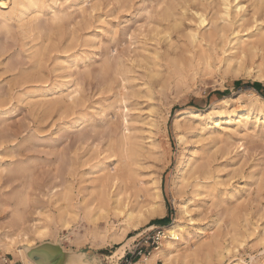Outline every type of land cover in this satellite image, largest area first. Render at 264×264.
I'll list each match as a JSON object with an SVG mask.
<instances>
[{"label": "rangeland", "instance_id": "374dc122", "mask_svg": "<svg viewBox=\"0 0 264 264\" xmlns=\"http://www.w3.org/2000/svg\"><path fill=\"white\" fill-rule=\"evenodd\" d=\"M41 1L36 29L10 11L13 0L4 10L9 33L0 29V198L9 206L0 219L18 194L24 227L50 232L29 237L30 247L84 253L87 261L73 264H125L137 245L147 255L159 250L154 264H264V104L250 95L264 100V57L236 60V42L209 40L214 26H196L197 13L217 19L220 0ZM239 2L247 18L264 20V0ZM194 30L202 42L189 40ZM239 112L249 117L234 135L233 126L214 128L213 119ZM122 150L131 178L143 187L155 180L160 194L155 215L126 232L122 216L96 208L102 186L111 206L118 189L121 202L134 200L126 178L112 188L106 181ZM88 205L96 210L87 219ZM104 220L116 242L92 233ZM174 221L187 233L167 250L164 228ZM2 235L0 226V264L23 263L16 249H2Z\"/></svg>", "mask_w": 264, "mask_h": 264}, {"label": "bare ground", "instance_id": "6f19581e", "mask_svg": "<svg viewBox=\"0 0 264 264\" xmlns=\"http://www.w3.org/2000/svg\"><path fill=\"white\" fill-rule=\"evenodd\" d=\"M10 0H0V29L4 31L5 33H9V25H8V12H4V10H7V3H9ZM58 1V0H57ZM53 2V1H52ZM85 2V1H84ZM235 2L234 6V14L233 17H231L229 6L231 5V0H220V10L218 12H215V17L217 16V19L210 18L208 21L206 17L201 13H195L197 16L196 19V26L198 28L205 26L206 22L207 25H213L214 29L209 30V32L206 34V37H208L209 40L213 39L216 34L222 36L226 42H228V45L231 42H236L240 49L239 53L236 57V60H242L243 55L245 54H251L252 56L255 55V52L262 51L264 54V29L262 25L264 24V20H258L255 18L256 12H253L250 18H247L244 13V5L239 2V0H233ZM84 4V3H83ZM11 9L10 11L15 15L18 14L19 17L22 20H28L27 26L29 28V31H33L37 28V24L35 23L37 20V13L42 8V1L41 0H13L11 3ZM233 5V4H232ZM188 7V6H187ZM189 8V7H188ZM35 12V13H34ZM11 13V14H12ZM31 14H35V16H31ZM194 14V15H195ZM54 16V14H53ZM55 17V16H54ZM189 17V16H188ZM14 19V18H13ZM261 19V18H260ZM45 21V20H44ZM150 22V21H149ZM217 22H222L221 25H218ZM151 23V22H150ZM259 23V24H258ZM186 26V25H185ZM254 28V30H252ZM252 30V32H248L249 30ZM26 30V29H25ZM247 33V34H246ZM205 34L200 36L197 33V30H194L189 33V40L192 43L202 42L204 40ZM246 37V39H244ZM168 48V47H167ZM170 51V50H169ZM191 53V52H190ZM262 55V59L264 57ZM215 55V54H214ZM215 58V57H214ZM208 59V58H207ZM216 59V58H215ZM248 59V58H247ZM258 59V57H257ZM233 59L227 58L225 61L229 64ZM208 62V61H207ZM249 62V61H248ZM82 63V62H81ZM254 64V63H253ZM208 66V65H207ZM245 67V66H244ZM251 68V67H250ZM242 70V69H241ZM240 70V71H241ZM245 70V69H244ZM242 72V71H241ZM258 72V71H257ZM250 74V73H249ZM74 81V80H73ZM48 92V91H47ZM35 93V92H34ZM43 93V92H42ZM257 93V92H256ZM54 94V93H53ZM30 95V94H29ZM254 100L258 101L259 103L264 104V100L259 97L257 94H254L253 91L250 93ZM62 101V100H61ZM226 100L222 101L221 104H225ZM256 103V102H255ZM112 104V103H111ZM249 104V103H248ZM115 104L113 103V106ZM250 105V104H249ZM116 106V105H115ZM216 106V105H215ZM248 106V105H247ZM118 107V106H117ZM115 108V107H114ZM229 108V107H228ZM253 108V107H252ZM117 109V108H116ZM115 109V110H116ZM125 109V108H124ZM247 109V108H245ZM250 109V108H249ZM114 110V112H116ZM211 110H215L214 107L210 109V112H208L206 117H209L211 114ZM252 110V109H251ZM124 111V110H123ZM213 112V111H212ZM217 112V111H216ZM102 113V111H101ZM188 113V112H187ZM196 113V111H195ZM235 113V112H234ZM248 113V112H247ZM227 114V113H226ZM187 115V114H186ZM192 118L197 119L200 118V114H189ZM249 115V114H248ZM259 115V114H258ZM178 116V115H177ZM182 116V115H181ZM111 117V116H110ZM109 117V118H110ZM180 117V116H179ZM247 120L249 116H246L245 112H239L235 115L236 120H233L231 117H226L223 119H220L217 117V119H213V125L214 128H223L225 130L229 129V126H233V135L234 133H237V130L240 129L244 124L242 125V121H239L241 118H244ZM114 118V116H113ZM112 118V119H113ZM124 118V117H123ZM186 118V117H185ZM251 118V116H250ZM189 119V118H188ZM253 119V118H252ZM256 119V118H255ZM260 119V118H259ZM192 120V119H191ZM257 120V119H256ZM123 121V119H122ZM125 121V120H124ZM201 121V120H200ZM203 121V120H202ZM250 121V120H249ZM263 121V120H261ZM208 122V121H207ZM264 122V121H263ZM77 123V122H76ZM202 123V122H200ZM183 124V123H182ZM204 125V124H203ZM208 125V124H207ZM261 125V124H260ZM259 125V126H260ZM185 126V125H184ZM209 126V125H208ZM205 127V126H204ZM204 129V128H203ZM244 130V129H243ZM249 130V129H248ZM122 131V130H121ZM218 131V130H216ZM246 131V130H245ZM215 132V131H214ZM256 132V131H255ZM213 133V132H212ZM254 133V132H251ZM122 134V133H121ZM185 135V134H184ZM232 135V136H233ZM250 135V134H248ZM124 136V135H123ZM122 137V136H121ZM178 136H176L177 138ZM224 137V135H223ZM240 137V136H239ZM254 137V136H253ZM196 138V137H195ZM237 138V137H236ZM123 139V137L121 138ZM150 139V137H149ZM239 139V138H237ZM237 139H234L237 140ZM178 141V139H177ZM179 141H181V138L179 137ZM207 144V143H206ZM204 145V144H203ZM94 146V145H92ZM124 144H121V149L124 148ZM209 146V144H208ZM211 146V145H210ZM214 148V146H213ZM197 150V149H196ZM207 150V149H206ZM211 150V149H210ZM233 151V150H232ZM204 153V152H203ZM210 153V152H208ZM202 154V153H201ZM211 154V153H210ZM218 157V156H217ZM202 158V157H201ZM183 159V158H182ZM182 159L179 160L177 165V172L181 170V167L183 165ZM199 159V158H198ZM128 160V159H127ZM192 159L188 160V164H190ZM224 161V160H223ZM117 165L109 171L108 176L106 177V181L110 183L111 188L116 185V182H120L121 179L126 178L127 183L129 184V189L133 190L134 192V200L131 203L128 202H121V197L123 195V191L118 189L116 190V193L114 194V203L113 206L110 205L107 197L109 196L108 191L106 190L107 187L102 186V194L100 195V201L99 206L96 208L100 210L108 209L112 213V215L117 217H123L124 218V231H128L130 228L133 230L137 229V226L139 223L143 220H146L148 217H152L155 215L157 210V204L158 200L160 199L159 190L155 188V180L149 181L151 187H143L138 180H135L131 178V175L127 168V161L126 157L123 155V150L120 153L119 160L117 161ZM186 162V161H185ZM205 162V161H204ZM111 166V165H110ZM120 166V167H119ZM108 166L106 167V169ZM211 168V167H210ZM192 169V168H191ZM109 170V169H108ZM183 170V169H182ZM5 171L4 168H0V173ZM195 171H192L190 173V176H194ZM138 175V174H137ZM140 175V174H139ZM176 175V174H175ZM91 180V179H90ZM160 182L159 180H157ZM224 182V181H223ZM209 183V182H208ZM144 184V183H143ZM198 186V183H195V187ZM98 187V186H97ZM122 187V186H121ZM100 188V187H99ZM99 190V189H98ZM228 190V189H225ZM97 189L93 192H96ZM223 191V189H222ZM235 191V190H234ZM92 192V193H93ZM97 193V192H96ZM95 193V194H96ZM100 193V190H99ZM99 193L97 195H99ZM215 193V192H214ZM236 193V192H235ZM238 193V192H237ZM230 194V193H229ZM233 194V193H232ZM207 195V194H206ZM217 195V194H216ZM78 196V195H77ZM233 196V195H232ZM1 197V196H0ZM95 198V197H94ZM194 198V197H193ZM192 198V199H193ZM78 199V198H77ZM139 199H143V203H140ZM14 200H16L15 207L10 210V213L8 216L1 218L0 220V226L3 231V235L1 237V243H2V249L6 251H16L17 256L23 261L24 264H33L25 255V250L27 247H30V244L28 242L29 237H44L47 235H50L49 230L45 229H36L34 228H28L24 227V220L22 217L21 210L19 209V206H21L22 201L18 194H14ZM191 200V199H190ZM125 201V198H124ZM139 201V202H138ZM188 201V200H187ZM186 201V203H188ZM195 201V200H194ZM133 202L136 203V205H133ZM192 202V201H191ZM190 202V203H191ZM178 204V203H177ZM13 205V204H12ZM183 205V204H181ZM182 212L183 214H188L185 209V206H182ZM5 209H9V206H7L4 202L1 201L0 198V214H4ZM92 209H95V207L92 208L91 205L87 206L86 210V218L88 219L90 217V214L92 212ZM178 209V208H177ZM180 209V207H179ZM96 210V209H95ZM107 210V211H108ZM181 210V209H180ZM190 211V210H189ZM192 211V210H191ZM99 212V211H98ZM100 213V212H99ZM98 213V214H99ZM107 215L108 212H105ZM103 214V213H102ZM184 216V215H183ZM83 218V217H82ZM96 218V216H95ZM3 219V220H2ZM112 219V218H111ZM189 219V218H188ZM187 219V220H188ZM106 220V219H105ZM104 220V222H105ZM96 221V220H94ZM184 221V220H183ZM91 222V221H90ZM190 222V221H189ZM106 225L104 229L102 230H94L92 233L95 234L96 237L100 238L101 240L105 239H111L114 240V238L118 235L115 234V231H113V226H108L107 222H105ZM189 226V225H188ZM113 227V228H112ZM186 228V227H185ZM182 227L179 222L174 221L171 225L165 227L166 230V237H168V240H164L163 246L165 249L169 250L170 247L175 243V241H179L180 239L185 240L184 236L186 235V229ZM264 231V230H263ZM262 231V233H263ZM238 234V233H237ZM165 235V234H164ZM125 236V235H124ZM263 238V237H262ZM166 239V238H165ZM195 239V238H194ZM187 242V241H186ZM18 244V245H17ZM17 245V246H16ZM26 245L23 249H17L16 247ZM160 245V244H159ZM183 245V244H182ZM33 247V246H32ZM177 248V247H176ZM120 250V249H118ZM224 250V249H223ZM159 250H155L149 257H144L134 263L131 262V264H154L155 259L158 256L159 252H156ZM176 252V251H175ZM161 253V252H160ZM221 253V252H220ZM226 253V252H225ZM224 253V254H225ZM227 254V253H226ZM217 255L220 256V254ZM224 256V255H223ZM221 257V256H220ZM1 258V256H0ZM5 260V259H2ZM241 262V261H240ZM22 263V264H23Z\"/></svg>", "mask_w": 264, "mask_h": 264}, {"label": "water", "instance_id": "95a60500", "mask_svg": "<svg viewBox=\"0 0 264 264\" xmlns=\"http://www.w3.org/2000/svg\"><path fill=\"white\" fill-rule=\"evenodd\" d=\"M25 255L33 264H73L78 258L86 260L84 253L66 252L59 244L48 242L27 247Z\"/></svg>", "mask_w": 264, "mask_h": 264}, {"label": "built area", "instance_id": "2783aa9c", "mask_svg": "<svg viewBox=\"0 0 264 264\" xmlns=\"http://www.w3.org/2000/svg\"><path fill=\"white\" fill-rule=\"evenodd\" d=\"M162 236V230L161 229H158L157 230V235L155 236V238H153L152 239V245L153 244H158V242H160L161 241V236ZM144 255H147L146 253H145V251L143 250V249H141L138 245L132 250V251H129L128 253H127V257L129 258V259H127L126 261H125V264H131V261H133L135 258H141V257H143Z\"/></svg>", "mask_w": 264, "mask_h": 264}, {"label": "trees", "instance_id": "16d2710c", "mask_svg": "<svg viewBox=\"0 0 264 264\" xmlns=\"http://www.w3.org/2000/svg\"><path fill=\"white\" fill-rule=\"evenodd\" d=\"M235 84H239V82H236ZM252 88H254L258 93L263 95V91H262L261 85L259 83H253Z\"/></svg>", "mask_w": 264, "mask_h": 264}, {"label": "crops", "instance_id": "0c3cea01", "mask_svg": "<svg viewBox=\"0 0 264 264\" xmlns=\"http://www.w3.org/2000/svg\"><path fill=\"white\" fill-rule=\"evenodd\" d=\"M165 221H166V219L162 220V222H165ZM1 264H22V262L21 261H16V262L11 263L10 261L8 262L7 260H4V261H2Z\"/></svg>", "mask_w": 264, "mask_h": 264}]
</instances>
